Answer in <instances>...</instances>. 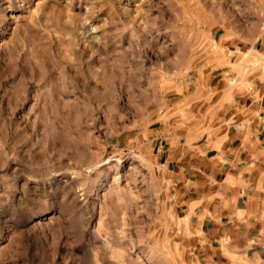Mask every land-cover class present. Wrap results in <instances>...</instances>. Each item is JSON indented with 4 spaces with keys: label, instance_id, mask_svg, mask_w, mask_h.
Returning <instances> with one entry per match:
<instances>
[{
    "label": "rangeland",
    "instance_id": "rangeland-1",
    "mask_svg": "<svg viewBox=\"0 0 264 264\" xmlns=\"http://www.w3.org/2000/svg\"><path fill=\"white\" fill-rule=\"evenodd\" d=\"M243 78L264 0H0V264H264L173 180Z\"/></svg>",
    "mask_w": 264,
    "mask_h": 264
},
{
    "label": "crops",
    "instance_id": "crops-1",
    "mask_svg": "<svg viewBox=\"0 0 264 264\" xmlns=\"http://www.w3.org/2000/svg\"><path fill=\"white\" fill-rule=\"evenodd\" d=\"M241 82L221 97L220 124L208 148L192 155L188 173L173 180L193 206L192 216L204 220L201 230L212 242L263 263L264 87Z\"/></svg>",
    "mask_w": 264,
    "mask_h": 264
}]
</instances>
